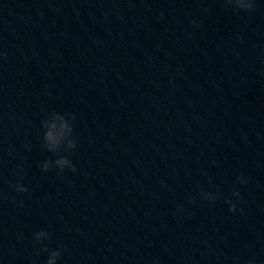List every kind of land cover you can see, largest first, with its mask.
<instances>
[{
	"label": "clouds",
	"instance_id": "clouds-1",
	"mask_svg": "<svg viewBox=\"0 0 264 264\" xmlns=\"http://www.w3.org/2000/svg\"><path fill=\"white\" fill-rule=\"evenodd\" d=\"M223 5L226 10L232 11L236 14L239 13H252L256 10L257 0H222ZM193 23H196L193 21ZM239 38V37H238ZM7 53L0 51V59H6ZM75 121V116L71 113L62 114L56 111L50 112L47 117L41 122L42 138L41 147L47 152L51 153L54 159H46L38 166L40 170L47 173L53 169H57L61 172L68 169L75 172V166L69 159V155L76 148V140L74 138L73 132V122ZM237 183H246V180L242 177H237ZM17 193H27L28 188L17 183L13 186ZM200 199L203 202L209 204H215L220 198L219 191L208 192L201 190ZM233 196L240 199L239 192H233ZM191 201V197L189 198ZM228 205L230 212H235L237 210L236 204L231 200H225ZM183 208L177 209V213L182 212ZM50 233L46 231H37L34 233L33 240L36 244L43 245L44 241L48 240ZM43 251H49L46 247L42 248ZM61 257V250L57 249L50 251L46 264H57L58 259ZM236 261L239 258H235ZM244 264H255V257H252L244 262Z\"/></svg>",
	"mask_w": 264,
	"mask_h": 264
}]
</instances>
